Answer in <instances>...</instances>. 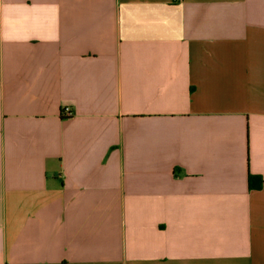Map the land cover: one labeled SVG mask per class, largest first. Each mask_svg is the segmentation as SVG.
I'll list each match as a JSON object with an SVG mask.
<instances>
[{"label": "crops", "instance_id": "crops-1", "mask_svg": "<svg viewBox=\"0 0 264 264\" xmlns=\"http://www.w3.org/2000/svg\"><path fill=\"white\" fill-rule=\"evenodd\" d=\"M0 264H264V0H0Z\"/></svg>", "mask_w": 264, "mask_h": 264}, {"label": "built area", "instance_id": "built-area-1", "mask_svg": "<svg viewBox=\"0 0 264 264\" xmlns=\"http://www.w3.org/2000/svg\"><path fill=\"white\" fill-rule=\"evenodd\" d=\"M73 109L69 106H64L61 110V117L63 119H68L71 118L73 116Z\"/></svg>", "mask_w": 264, "mask_h": 264}, {"label": "trees", "instance_id": "trees-1", "mask_svg": "<svg viewBox=\"0 0 264 264\" xmlns=\"http://www.w3.org/2000/svg\"><path fill=\"white\" fill-rule=\"evenodd\" d=\"M258 181H259L258 178L254 177L252 175L249 176V184L251 187H257L256 182H258Z\"/></svg>", "mask_w": 264, "mask_h": 264}]
</instances>
